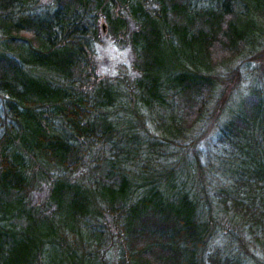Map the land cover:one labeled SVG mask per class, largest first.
Here are the masks:
<instances>
[{
	"label": "trees",
	"instance_id": "obj_1",
	"mask_svg": "<svg viewBox=\"0 0 264 264\" xmlns=\"http://www.w3.org/2000/svg\"><path fill=\"white\" fill-rule=\"evenodd\" d=\"M0 264H264V0H0Z\"/></svg>",
	"mask_w": 264,
	"mask_h": 264
},
{
	"label": "rangeland",
	"instance_id": "obj_2",
	"mask_svg": "<svg viewBox=\"0 0 264 264\" xmlns=\"http://www.w3.org/2000/svg\"><path fill=\"white\" fill-rule=\"evenodd\" d=\"M46 1V0H44ZM102 25H104L102 27ZM100 26L102 28V40L101 42L98 44L101 46L103 53L105 54V60L104 63L106 65L109 64V60L108 57L112 58V62H119L125 59V57H127V60L132 61V54L131 51L127 52V49H129V46L127 45H119L115 42V46H110L108 44H106V41L109 39H112L108 34H107V30H106V25L105 22L102 20L100 21ZM113 40V39H112ZM97 55V52L95 50V56ZM131 65L130 68L127 67L124 63H119L118 64V71H131ZM208 128L210 129V127L208 126ZM205 142L203 144L204 149L207 148V146H205Z\"/></svg>",
	"mask_w": 264,
	"mask_h": 264
},
{
	"label": "clouds",
	"instance_id": "obj_3",
	"mask_svg": "<svg viewBox=\"0 0 264 264\" xmlns=\"http://www.w3.org/2000/svg\"><path fill=\"white\" fill-rule=\"evenodd\" d=\"M106 44L110 46H115V41L112 39H109L106 41ZM94 47L96 49L97 55L94 57L96 63H97V75L100 76L101 78L103 77H116L119 75L118 71V64L119 63H124L127 67L130 68L131 61L127 60V57H125L124 60L119 61V62H112V58L108 57L109 64L106 65L104 63L105 60V54L102 51V48L100 45L94 44ZM131 49H127V52H130ZM134 76L139 75L138 73H134Z\"/></svg>",
	"mask_w": 264,
	"mask_h": 264
},
{
	"label": "water",
	"instance_id": "obj_4",
	"mask_svg": "<svg viewBox=\"0 0 264 264\" xmlns=\"http://www.w3.org/2000/svg\"><path fill=\"white\" fill-rule=\"evenodd\" d=\"M104 25H102V27H103Z\"/></svg>",
	"mask_w": 264,
	"mask_h": 264
}]
</instances>
